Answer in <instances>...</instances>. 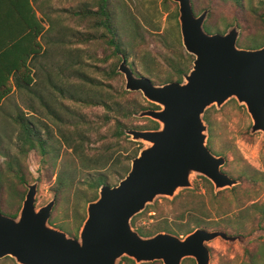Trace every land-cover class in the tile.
I'll return each mask as SVG.
<instances>
[{
  "label": "water",
  "instance_id": "95a60500",
  "mask_svg": "<svg viewBox=\"0 0 264 264\" xmlns=\"http://www.w3.org/2000/svg\"><path fill=\"white\" fill-rule=\"evenodd\" d=\"M172 1L178 5L181 44L193 56L181 81L153 83L135 73L124 55L116 67L126 91H139L157 106L135 116L150 118L158 126L124 130L132 141L145 145L116 184L98 186L97 197L87 202L77 237L49 223L55 199L36 208L38 181L28 183L16 216L0 210V259L9 256L17 264H119L127 257L136 264H181L192 258L195 264H210L207 243L212 240L245 245L258 236L203 227L183 236L165 230L141 235L132 225V218L158 197L173 199L192 188L194 175L207 178L214 192L240 183L221 171L225 156L207 145V108L235 99L250 116V132L264 133V45L239 47L236 23L223 33H210L204 27L208 9L196 15L191 0Z\"/></svg>",
  "mask_w": 264,
  "mask_h": 264
},
{
  "label": "rangeland",
  "instance_id": "374dc122",
  "mask_svg": "<svg viewBox=\"0 0 264 264\" xmlns=\"http://www.w3.org/2000/svg\"><path fill=\"white\" fill-rule=\"evenodd\" d=\"M253 1V6H257V0ZM93 2L94 0H39L41 10L44 11L45 16L49 18L45 27L49 26L50 21L53 23L50 32H46L44 37H51L56 26L67 33L65 36L66 40L74 38L72 34L75 30H86V22L88 23V20L84 19L78 21L76 17L71 16L70 11L79 8L83 4H91V6H94ZM172 2L173 3H168L169 11H164L162 8V0H117L116 5L118 8H116V17L119 21L118 26L123 39L131 41L134 37L133 34L135 35L134 26L138 27L139 33L143 36L139 45V57L133 59V56H130L127 59V62H129L131 66V62L135 60L137 66H139V68L141 67L140 64L142 62L140 56L142 52L145 54L147 52L149 54L157 53L158 55H165L167 53L165 44H167V42L171 44L177 36L173 29L174 21L168 19L175 8L177 10L176 21L181 43L177 18L178 5L176 2ZM191 2L196 15L204 9L209 10L205 20L209 24H217L220 28H223L224 21L225 23L229 22L230 24L225 28L224 32L229 26L236 23L240 30L239 37L241 38L247 34L264 33V25L251 14L247 0H243L242 6H238L228 0H191ZM169 33L170 35L168 36ZM164 35L167 36L165 44L159 42L157 39ZM258 41L259 42L253 43L255 45L242 46L237 40V45L250 49L264 45V38ZM66 48V53L70 52L74 57L79 56V58H83L86 62L97 65L98 67L104 66L98 59L104 55L107 49L99 42H92L88 45L71 43L68 44L67 47L65 46V50ZM76 49H78V51H76ZM52 51V53H55V56H53L54 58L66 57V54H61L57 49ZM145 59L148 60L146 56ZM39 60L44 61L43 58ZM83 69L91 77L100 79L102 77L95 71L94 66ZM54 79L59 81L63 79V76H56ZM119 84L124 88V78L122 74L112 81L113 88L118 87ZM37 88L40 91L39 94L44 96V98L56 108V112L62 115L64 120L70 124L55 120L51 114L45 111V107L41 106V100L39 96H37L38 94L33 95L25 90H16L10 98L0 106V148H2L3 153L8 155L4 156L0 154V172L3 184L1 211L7 215H9L10 212L16 211L17 215L27 190L26 185L37 180L36 208L46 204L49 200L54 198L55 203L49 218L53 221H49V223L64 230L69 235L77 237L80 226L86 216V205L88 201L84 200L85 197H83V194L86 189L84 182L87 179L88 173L83 169L81 171L82 163L80 155L75 154L71 151V148L61 143L59 136H57L58 128L63 126L67 130H73L74 125L75 127L79 126L80 132L83 133L82 138H84V140L86 139L82 144L83 156H92L96 152L100 153L102 151L101 149L107 144L113 145V156L121 161L118 168L128 167L122 175L110 173V171L116 168L115 165H109L103 169L102 172H105L106 175L110 174L108 177L109 185L116 184L125 175L130 166L133 149L139 151L145 143L132 141L125 134L127 136V141L119 140L117 145L115 143V138L110 135L113 129V123L105 125L102 123L101 118L104 111L101 107L84 106L83 104L74 103L69 99H65L63 101L64 106H61L55 103L57 101L56 98L59 97L58 94L42 85H38ZM142 103L144 102L142 101ZM29 105L34 108L32 113L27 109ZM65 106H67L66 109ZM207 109L209 119L213 124L211 135L208 125L207 144L214 154L225 156L226 163L223 166V170L234 178L238 175V170L242 168L252 173H264V133L250 132L251 119L245 107L239 105L235 99H230L219 108L212 105ZM19 112H23L27 115L32 114L30 118L40 127L41 136H46L44 135L46 127L50 130L53 137L48 143H52L55 146V152H49L44 158L41 157L37 149L30 150L26 154L18 153L17 148L20 142L17 139V134L19 130L14 125L12 118ZM65 117L67 119H65ZM146 122L144 117H136V119L127 121L128 124L132 125H143ZM100 135H102V137H99ZM7 159H13V161L15 160L19 163L21 171L18 172V175L23 176L25 180L24 184L19 182L13 172L7 171ZM61 170H64V176L69 182L71 178L73 179L70 182L72 188H67L63 193L57 195L54 190L56 187L55 182ZM92 173H94V171H92L91 174ZM192 183V188L179 191L173 199L158 197L154 202L155 211H150L148 213L145 211L142 212V214L137 217V224L150 226L152 228L154 226V229H156L159 224L166 222L171 229H174L176 228L175 226L179 224H185V222L187 224L190 219L194 220V218L191 217L193 214L196 219H202L205 223H209V225H205L203 228L225 229L231 234H258V236L251 240H254L252 243H250V241L245 245H241L238 242L227 243L220 238L207 243L211 248L210 264H239L245 258V246L249 249H253L258 246L257 243L264 244L263 219L259 216L251 220L246 219L247 216L249 217L251 211L250 205L258 200L261 201L264 197V190L260 189V185L257 184L254 185L255 187H252L248 184L249 182H241L240 180L241 186L234 192L238 193L236 198L234 193L228 190L231 188L223 189L222 193H218L219 191L214 192L213 186L211 185L212 188L210 191L200 175H194L192 177ZM250 187H252L254 194L246 191V189ZM13 191H15L16 195ZM20 192L23 193L22 198H20ZM211 193L217 195L215 199L212 198ZM242 193H246L247 195H242ZM61 196L62 199L60 200ZM220 210H228L229 213H218ZM241 210H243V212H241ZM237 213L242 214V219L239 221H236L234 217ZM218 221H223V224L225 221H229L231 225L229 228H223L221 225L215 226L214 223ZM186 226L193 227L191 222L190 225L188 224ZM178 235L183 236L184 233ZM260 236L261 238L257 240L256 238ZM7 257L9 256L1 258L0 264H17L13 258ZM123 258L119 261V264H136L133 260V263H131ZM185 260L186 258L181 264H191L185 262ZM141 264L162 263L160 261H153V263Z\"/></svg>",
  "mask_w": 264,
  "mask_h": 264
},
{
  "label": "trees",
  "instance_id": "16d2710c",
  "mask_svg": "<svg viewBox=\"0 0 264 264\" xmlns=\"http://www.w3.org/2000/svg\"><path fill=\"white\" fill-rule=\"evenodd\" d=\"M163 1V10L169 11L168 3H173L170 0ZM232 3L242 6L243 0H228ZM249 11L256 19L264 25L263 12H264V0H257V6H253V0H247ZM117 0H94L93 5L83 4L75 10H71V16H74L78 21L84 19L86 22L87 29L80 31L75 30L73 32V39H65L67 33L59 28L55 27L51 37H44L46 32H50V28L53 27V23L50 21L49 26L45 27L46 22L49 20L45 16L44 11L40 8L39 0H0V106L10 98V96L16 91L25 90L33 95H37L40 98L41 106L45 107V111L51 114L57 121H63L66 124H70L62 115L56 112V108L39 93L37 86L42 85L48 87L52 92L59 95L56 98V102L59 105H63L65 99H69L74 103L83 104L84 106H99L103 109V116L101 118L102 123L108 124L113 123V129L111 136L115 138V143L118 145L119 140H126L124 129L126 128H156L158 123L150 118L144 117L147 121L143 125H132L128 124L127 121L130 119H136L134 116L141 109L149 107H157L155 104L145 100L140 92H129L126 91L121 84L118 87L113 88L112 81L116 77L121 76L116 71V66L120 60V56L124 55L126 59L133 56V59H137L139 45L142 41L143 36L139 33L137 26H134L135 35L131 41L123 39L118 26L119 21L116 17V5ZM175 4V3H174ZM176 5V4H175ZM193 7V5H192ZM258 7V8H256ZM194 11V7H193ZM40 13V14H39ZM195 13V11H194ZM176 8L169 15V20L174 21L173 29L177 36L174 41L170 44L165 41L167 36L158 37V41L165 44L166 54L158 55L157 53H141V64L140 68L132 61V69L135 73L140 75H146L154 83H164L169 81H181L182 76L188 71L192 64L193 56L185 52L181 46L179 40L178 25L176 21ZM80 23V22H79ZM230 23H223V28H220L217 24H209L207 21L204 22V27L208 32H223ZM170 33L168 34V36ZM264 38V33L247 34L243 38L239 37L238 42L242 46L255 45L253 43L259 42ZM92 42H99L102 46L106 47L107 51L104 55L99 58L101 64L104 66L93 65L89 62L74 57L70 52L65 50V46L68 44H82L88 45ZM57 49L61 54H66V57L54 58L55 53L52 50ZM78 51V49H76ZM76 54V53H74ZM145 56L148 60L145 59ZM43 58L44 61L39 60ZM106 65V66H105ZM94 66L95 71L98 72L102 77L96 78L91 77L83 68ZM55 75V76H54ZM56 76H63L62 80L56 81ZM142 101L144 103H142ZM234 101V100H231ZM64 106V105H63ZM67 106H65V109ZM30 113L34 111L32 106H27ZM30 115L19 112L12 118L14 125L17 127L18 134L17 139L20 142L17 148L18 153L26 154L30 150L37 149L41 157L44 158L49 152H55V146L48 141L53 137L50 130L46 127L44 135L41 136L40 127L31 120ZM65 119H67L65 117ZM204 119L209 125V132H212V122L209 119L208 109L204 113ZM64 123V124H65ZM53 133V132H52ZM62 144L71 148L75 154L80 155L81 160V171L82 169L88 173L87 179L84 184L86 185L83 197L84 200L89 201L96 197L98 186L101 183L108 184V177L110 174L102 172L107 166L115 165V169L110 173L122 175L127 167H119L121 162L115 156H113V145L107 144L102 151L96 152L92 156L82 155V144L86 140L82 138L83 133L80 132L79 126H73V130H67L61 126L58 128L57 133ZM43 137V138H42ZM88 137V136H86ZM99 137H102L100 135ZM137 149H133L132 157L137 154ZM0 154L8 156L2 152L0 148ZM131 157V158H132ZM16 159V158H15ZM15 161V160H14ZM13 159H7L6 168L7 171L13 172L18 178L19 182L24 184L25 180L22 175H18L20 172V166L17 161ZM62 171V170H61ZM58 173L56 179L55 194L60 195L67 188H72L71 181L65 178L63 171ZM94 173L91 174V172ZM204 183L208 186L211 191V182L203 176H200ZM236 178L240 179L241 182H249L248 184L252 187L254 185H260V189L264 190V173H252L244 170L243 168L238 170ZM241 186V183L228 189L232 193L237 191ZM252 187L246 189L251 194L253 193ZM2 189L3 184L1 180L0 172V210L2 200ZM223 190L218 193H222ZM15 194V191H13ZM238 193H234L237 198ZM16 195V194H15ZM63 195V194H62ZM242 195H247L242 193ZM212 198L215 199L217 196L211 193ZM23 197V193L20 192V198ZM62 196L60 197V200ZM251 211L247 220H251L256 216H259L264 221V197L261 201L253 202L251 205ZM18 208V207H17ZM156 209V208H155ZM150 212L154 210V204L148 205L142 212ZM135 215L131 222L135 229L141 235H150L159 230H165L176 234L187 233L195 227H205L209 223H205L202 219H196L192 214L189 222L185 224H179L176 228L171 229L166 222L159 224L156 229L150 226H143L137 224V217L142 214ZM228 210H220L218 213H227ZM243 212V210H241ZM240 212V213H241ZM229 213V212H228ZM237 213L234 217L236 221L242 219V214ZM9 215L15 216V212H10ZM182 217V216H181ZM52 222V219H49ZM192 223L193 227L190 225ZM215 222V226L223 228H229L231 222L225 221ZM261 226V225H258ZM262 228V227H261ZM264 229V228H263ZM180 232V233H179ZM261 238H256L259 240ZM254 241V240H253ZM251 241L250 243H252ZM249 243V244H250ZM253 249H249L247 246L244 248L245 258L239 264H264V244L257 243ZM10 258V257H7ZM123 259L133 263L129 258L124 257ZM185 262L195 264L191 258H186ZM153 263V262H152Z\"/></svg>",
  "mask_w": 264,
  "mask_h": 264
},
{
  "label": "flooded vegetation",
  "instance_id": "af4514ba",
  "mask_svg": "<svg viewBox=\"0 0 264 264\" xmlns=\"http://www.w3.org/2000/svg\"><path fill=\"white\" fill-rule=\"evenodd\" d=\"M218 32V31H217ZM224 32V31H223ZM222 32V33H223ZM210 33H212V32H210ZM153 108V107H152ZM208 143V142H207ZM208 145V144H207ZM216 154V153H215ZM217 155H219V154H217ZM226 163V162H225ZM225 165V164H224ZM223 165V166H224ZM223 166L221 167V171H223V172H225L224 170H223ZM225 173H227V172H225ZM228 174V173H227ZM228 175H230V174H228ZM231 176V175H230ZM231 177H233V176H231ZM223 230H225V229H223ZM225 231H227V230H225ZM185 234V233H184ZM76 237V236H75ZM210 248V247H209ZM210 250H211V248H210Z\"/></svg>",
  "mask_w": 264,
  "mask_h": 264
}]
</instances>
